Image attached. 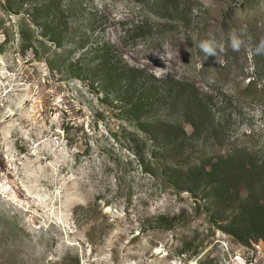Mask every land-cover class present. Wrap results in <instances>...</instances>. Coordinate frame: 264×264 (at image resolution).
<instances>
[{"label":"rangeland","instance_id":"1","mask_svg":"<svg viewBox=\"0 0 264 264\" xmlns=\"http://www.w3.org/2000/svg\"><path fill=\"white\" fill-rule=\"evenodd\" d=\"M240 28L264 37V0H0V264H264Z\"/></svg>","mask_w":264,"mask_h":264},{"label":"clouds","instance_id":"2","mask_svg":"<svg viewBox=\"0 0 264 264\" xmlns=\"http://www.w3.org/2000/svg\"><path fill=\"white\" fill-rule=\"evenodd\" d=\"M198 47L206 57H214L217 63H222L219 56L226 51V46L224 43L217 41L214 36L210 34L208 38L201 40ZM227 48H230L233 52H239L242 48H247L250 55L264 57V37L252 44L251 37L248 36L246 29L240 28L228 34ZM159 57L166 65L165 55L159 54ZM161 73L167 74L166 67L161 69Z\"/></svg>","mask_w":264,"mask_h":264},{"label":"trees","instance_id":"3","mask_svg":"<svg viewBox=\"0 0 264 264\" xmlns=\"http://www.w3.org/2000/svg\"><path fill=\"white\" fill-rule=\"evenodd\" d=\"M55 21H56V20H55ZM49 29H52V30L54 31V27H53L52 24L50 25ZM55 29H56L58 32H61L60 30H62V29L59 28V27H56ZM52 38H54V37H52ZM54 39H55V38H54Z\"/></svg>","mask_w":264,"mask_h":264}]
</instances>
